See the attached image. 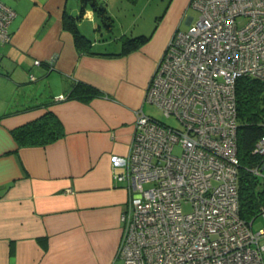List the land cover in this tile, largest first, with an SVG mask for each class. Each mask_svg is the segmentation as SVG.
<instances>
[{"label": "crops", "instance_id": "obj_1", "mask_svg": "<svg viewBox=\"0 0 264 264\" xmlns=\"http://www.w3.org/2000/svg\"><path fill=\"white\" fill-rule=\"evenodd\" d=\"M189 1L173 0L151 40L115 56L77 50L62 26L64 11L75 17L69 0H5L15 16L10 39L0 42V264L119 262L129 191L114 175L124 169L135 110L144 111L149 79ZM94 17L86 7L82 18ZM101 44L91 41L96 52L116 53L97 50ZM38 79L50 94L37 90ZM77 81L100 94L88 102L68 97ZM48 110L65 135L19 147L10 129Z\"/></svg>", "mask_w": 264, "mask_h": 264}, {"label": "built area", "instance_id": "obj_2", "mask_svg": "<svg viewBox=\"0 0 264 264\" xmlns=\"http://www.w3.org/2000/svg\"><path fill=\"white\" fill-rule=\"evenodd\" d=\"M189 6L198 16L174 32L144 96L176 126L136 109L114 175L129 191L117 256L122 264H264V225L253 231L254 218L239 215L236 101L238 77L264 81V0ZM14 16L0 0V42ZM252 153L264 161V133Z\"/></svg>", "mask_w": 264, "mask_h": 264}, {"label": "trees", "instance_id": "obj_3", "mask_svg": "<svg viewBox=\"0 0 264 264\" xmlns=\"http://www.w3.org/2000/svg\"><path fill=\"white\" fill-rule=\"evenodd\" d=\"M81 13L86 7L93 10L94 16L105 20H112L107 14L105 6L98 0H80ZM110 25V24H108ZM62 26L69 30L74 38L75 47L80 53L106 54L123 56L140 48L148 42L152 34H139L133 37H124L121 40V50L116 53H99L92 49L91 40L79 31L76 18L64 11ZM100 94L94 86L77 81L69 92L68 97L88 102ZM237 101V153L240 161L238 171V200L239 215L246 221L254 220L264 208V182H261L251 169L261 168V157L252 153L257 138L264 133L262 119H264V81L241 76L236 79ZM10 133L19 147L43 146L54 142L65 135L59 118L50 110L36 119L25 122L10 129Z\"/></svg>", "mask_w": 264, "mask_h": 264}, {"label": "rangeland", "instance_id": "obj_4", "mask_svg": "<svg viewBox=\"0 0 264 264\" xmlns=\"http://www.w3.org/2000/svg\"><path fill=\"white\" fill-rule=\"evenodd\" d=\"M98 1H100V3L105 6L107 14L112 19L110 23L108 20L97 16L94 17L93 21L82 18L80 0H69V4H74L77 8L74 12V15L77 18L76 24L79 28V31L91 41L95 40L99 43H102L96 47L97 50L107 52H117L121 50V40L124 37H133L139 34H152L151 38H153L155 33L161 29L162 23L168 14L167 12H169V7L173 2V0ZM188 16H191L195 19L198 16V11L193 7L188 6L179 24H177L178 22L175 23V27L178 30H186L188 26L186 19ZM170 17H173V14ZM171 20L173 21L172 18ZM172 21L169 20V27L172 24ZM37 90H40V92L45 95L50 94L48 82L43 79H38ZM143 108L147 114L159 119L164 123L176 126V121L171 117H165L156 105L145 101ZM177 151L178 150L176 149V152ZM256 176L261 182H264V168H260V170L256 173ZM183 208L189 209V206L184 205ZM262 225H264V218H262V216H258L253 221V231H257ZM117 264H122V259H120Z\"/></svg>", "mask_w": 264, "mask_h": 264}, {"label": "water", "instance_id": "obj_5", "mask_svg": "<svg viewBox=\"0 0 264 264\" xmlns=\"http://www.w3.org/2000/svg\"><path fill=\"white\" fill-rule=\"evenodd\" d=\"M189 22V21H188ZM261 168H264V162H262Z\"/></svg>", "mask_w": 264, "mask_h": 264}]
</instances>
